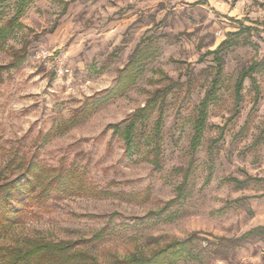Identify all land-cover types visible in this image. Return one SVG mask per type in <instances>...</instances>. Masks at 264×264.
I'll return each mask as SVG.
<instances>
[{
	"label": "rangeland",
	"instance_id": "1",
	"mask_svg": "<svg viewBox=\"0 0 264 264\" xmlns=\"http://www.w3.org/2000/svg\"><path fill=\"white\" fill-rule=\"evenodd\" d=\"M7 22L0 185L19 186L0 246L64 240L125 264L178 241L159 264H264V0H0ZM145 104L128 153L111 126Z\"/></svg>",
	"mask_w": 264,
	"mask_h": 264
},
{
	"label": "trees",
	"instance_id": "2",
	"mask_svg": "<svg viewBox=\"0 0 264 264\" xmlns=\"http://www.w3.org/2000/svg\"><path fill=\"white\" fill-rule=\"evenodd\" d=\"M21 12V8H18V13ZM11 23L7 22L5 26L0 28V37L6 35V32L10 28ZM230 38L223 40L215 50L211 51L214 55L217 71L215 76L210 82L209 88L205 91L204 97L199 103L197 118L194 121V132L191 137L190 146L193 150L199 145L200 139L203 134L206 118V109L210 101L214 98V93L218 85V76L221 69V58L219 57V51L226 47ZM23 53L19 54L16 61H21ZM257 68V64H251L247 69L242 70L235 83V95L239 97V92L242 87V82L247 74L253 72ZM152 108L149 104L136 109L131 118L123 125L111 126L114 133L123 140L124 148L126 152H131L134 145L132 132L137 121L146 117V113ZM18 184H14L13 181L5 182L0 185V230L5 228L10 219L12 213L10 209L8 190L18 188ZM31 184H26L25 188L28 189ZM263 227L257 226L251 230H248L245 235H249L254 230H261ZM100 233L95 234V238L100 237ZM182 242L173 241L165 245L163 248L156 250L149 256H137L129 255L123 262L125 264H159L160 260L165 257L166 253L171 247L180 245ZM73 242L70 241H47L43 239H32L23 245L14 246H0V264H84L88 257L85 252L73 249Z\"/></svg>",
	"mask_w": 264,
	"mask_h": 264
},
{
	"label": "built area",
	"instance_id": "3",
	"mask_svg": "<svg viewBox=\"0 0 264 264\" xmlns=\"http://www.w3.org/2000/svg\"><path fill=\"white\" fill-rule=\"evenodd\" d=\"M38 56H40L42 58H46V57L50 56V53L41 49L38 51ZM55 71H56L57 75H59V76L65 75V74L70 72L69 68L61 62L59 63L58 68Z\"/></svg>",
	"mask_w": 264,
	"mask_h": 264
}]
</instances>
